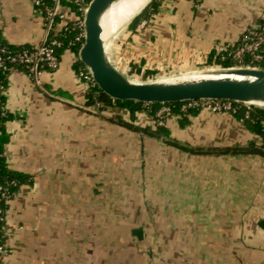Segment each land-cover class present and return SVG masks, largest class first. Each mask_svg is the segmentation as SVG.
<instances>
[{
    "label": "crops",
    "instance_id": "crops-1",
    "mask_svg": "<svg viewBox=\"0 0 264 264\" xmlns=\"http://www.w3.org/2000/svg\"><path fill=\"white\" fill-rule=\"evenodd\" d=\"M159 1L136 33L128 30L131 21L119 45L106 52L115 68L138 80L214 67L205 65L211 53L237 43L264 11V0ZM62 11L69 20L75 16L73 9ZM47 34L31 0H0L4 42L37 47ZM74 61L63 53L39 84L20 71L9 77L5 158L30 184L8 204L3 264H264L258 226L264 159L203 154L260 138L232 113L199 108L182 126L175 117L166 124L174 140L198 153L167 146L130 129L152 128L144 112L133 120L124 113L117 123L111 115L83 110L88 86L73 71ZM188 207L191 225L181 226L190 220ZM182 230L191 239L185 246Z\"/></svg>",
    "mask_w": 264,
    "mask_h": 264
},
{
    "label": "trees",
    "instance_id": "trees-1",
    "mask_svg": "<svg viewBox=\"0 0 264 264\" xmlns=\"http://www.w3.org/2000/svg\"><path fill=\"white\" fill-rule=\"evenodd\" d=\"M38 10L42 13L44 18L45 28L48 31L47 38L45 42L42 44L49 48H52L53 54L59 64L62 58L63 53L69 52L71 53L75 61L72 63V68L75 73L84 72L86 70L82 66V64L77 60V53L79 50L80 44L76 42V38L78 36V29L75 25V22L81 18V13L78 11V8L84 6L88 3L85 0H59V5L61 7V14L63 15V20L60 19L59 15H54L50 20H45V17L50 9L53 7L52 0H37ZM160 5L159 0H153L128 26V30L132 33L135 32L136 25L141 20H149L158 10ZM64 7L73 9L75 11V16L73 19H68L65 13L62 11ZM264 13V11H263ZM61 21L65 22V24L59 29L57 28L58 23ZM260 24V22H258ZM52 41H56L58 45H51ZM237 43L233 45V47L228 48L226 51L214 54L211 53L205 65L214 66L219 68H229L233 66H237L238 64L232 58L230 52L234 47H236ZM34 47L30 45H22V46H12L4 42L0 39V58L3 61V68L0 69V207L1 209L8 210V204L13 199L15 194L19 191V189L23 186L30 184L29 176L18 171L11 170L7 167L6 158H5V146L9 142V136L6 132V123L12 119V115L7 113L4 117L1 116L2 107L5 103L4 92L7 89L9 77L12 72L20 71L26 74V69L23 65L18 63H9L7 58L9 56H13L19 53L22 50L31 51ZM250 64L249 58H245L243 63L240 66H246ZM254 66L264 70V51L263 58L259 62L255 63ZM58 67V65H57ZM56 69L52 70L50 68H42L43 72H54ZM85 102L82 107L83 110L88 111L90 113L106 116L111 115L113 119L117 123H122L123 114H127L130 120L135 118V114L139 112H144L148 114L152 120L155 119V113L161 108L166 107L168 109V113L165 114V118L175 117L178 120L180 126L187 123L189 117L195 115L199 108L192 107L186 110H182V106L187 105L188 102L182 103H168V104H142L133 101H116L107 97L94 85L89 84L86 92H85ZM235 107L234 116L238 120H242L246 129L260 138V143H249L243 147H235V148H222V149H208L204 151L203 154L206 155H255L264 159V109L251 107L250 111L245 112V109L242 105L234 102H230ZM133 131L142 132L143 134L154 138L156 140L161 141L163 144L180 150L182 152L191 154L198 153L195 152L189 145L180 143L174 140L170 136V132L167 129L166 125L157 126L154 125L152 128L138 130L134 127L130 128ZM3 197H2V196ZM7 197V199H4ZM4 224L0 223V240L3 241L4 237L2 236V229ZM259 228L264 231V218L258 221Z\"/></svg>",
    "mask_w": 264,
    "mask_h": 264
},
{
    "label": "water",
    "instance_id": "water-1",
    "mask_svg": "<svg viewBox=\"0 0 264 264\" xmlns=\"http://www.w3.org/2000/svg\"><path fill=\"white\" fill-rule=\"evenodd\" d=\"M122 0H90L83 13V42L77 60L93 84L116 101L168 104L192 101H230L264 109V70L258 67H210L193 74L136 81L115 68L102 39V16ZM153 0L123 25L127 27Z\"/></svg>",
    "mask_w": 264,
    "mask_h": 264
},
{
    "label": "built area",
    "instance_id": "built-area-1",
    "mask_svg": "<svg viewBox=\"0 0 264 264\" xmlns=\"http://www.w3.org/2000/svg\"><path fill=\"white\" fill-rule=\"evenodd\" d=\"M34 5L37 7L38 1L31 0ZM195 4L199 2V0H192ZM53 7L50 9L45 17V20H50L54 15H59L60 19H64L63 15L61 14V7L59 5V0H52ZM85 6H81L78 8V11L81 12V18L75 22V25L79 31L78 36L76 38V42L82 45L83 42V13L85 10ZM260 24L256 27L247 29L243 34L240 36L239 40L237 41L236 47L232 49L230 54L232 58L236 61L239 67H256L254 66L255 63L259 62L263 58V51H264V13H261L259 17ZM144 25L142 23L140 26ZM51 45H58L56 41H52ZM79 46V48H80ZM232 48L233 45L227 46H220L217 47L216 52L221 53L226 51L228 48ZM2 52V50H0ZM249 58V63L246 66H240L245 58ZM9 63H18L25 67L26 74L28 77L33 79L36 84H39V78L44 73L42 68H50L52 70L57 69V60L55 55L53 54L52 48H49L44 45H40L34 47L31 51L22 50L15 55H11L7 58ZM3 61L0 58V69L3 68ZM79 78L83 79L85 84L89 86V84H93L89 73L86 71L78 73ZM202 108L207 109L214 113H235V107L230 103V101H214V100H204V101H192L188 102L187 105L182 106V110H186L188 108ZM247 109L249 106L246 105ZM8 113L5 103L2 107L1 116L4 117ZM168 113V109L166 107H161L155 113V119L153 121L154 125L163 126L166 125L168 122V118H165V114ZM2 196V195H1ZM3 197V196H2ZM7 199V197H4ZM7 216L8 210L1 209L0 207V223L4 224V228L2 229V236L4 240H0V264H3L5 259L8 256L9 250L7 245Z\"/></svg>",
    "mask_w": 264,
    "mask_h": 264
},
{
    "label": "bare ground",
    "instance_id": "bare-ground-1",
    "mask_svg": "<svg viewBox=\"0 0 264 264\" xmlns=\"http://www.w3.org/2000/svg\"><path fill=\"white\" fill-rule=\"evenodd\" d=\"M148 1L122 0L112 6L101 18L102 39L105 40L110 32L127 23Z\"/></svg>",
    "mask_w": 264,
    "mask_h": 264
},
{
    "label": "rangeland",
    "instance_id": "rangeland-1",
    "mask_svg": "<svg viewBox=\"0 0 264 264\" xmlns=\"http://www.w3.org/2000/svg\"><path fill=\"white\" fill-rule=\"evenodd\" d=\"M124 30V27L122 26V27H119V28H117V29H115L114 31H112V32H110L109 34H108V36L105 38V45H106V51H108L109 50V47L111 46V45H119V42H117V39H119V37L121 38V36H120V34L122 33V31ZM239 65H237V67H238ZM127 77H129L130 79H133V80H138V79H135V78H132V77H130V73H127V75H126ZM138 81H141V80H138ZM142 81H144V80H142ZM188 210L190 211V220L189 221H184V222H182L180 225L181 226H184V225H191V207H188ZM189 228V227H188ZM188 230V229H187ZM180 236H182V237H180L179 238V241H180V243L181 244H183V246H185V243L186 242H188L189 240L188 239H186L187 237H186V231H183L182 230V232H180ZM188 235V234H187ZM185 236V237H184ZM183 239H186L185 241L183 240ZM188 240V241H187ZM190 241H191V239H190ZM189 241V242H190ZM190 244V243H189ZM190 257H191V255H189ZM191 259V258H190Z\"/></svg>",
    "mask_w": 264,
    "mask_h": 264
}]
</instances>
